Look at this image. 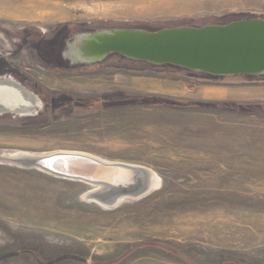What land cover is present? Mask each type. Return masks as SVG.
<instances>
[{
	"label": "rangeland",
	"instance_id": "374dc122",
	"mask_svg": "<svg viewBox=\"0 0 264 264\" xmlns=\"http://www.w3.org/2000/svg\"><path fill=\"white\" fill-rule=\"evenodd\" d=\"M248 19L264 20V0H0V76L44 102L37 117H0V153H82L160 177L98 206L82 181L0 162V264H264V75L64 58L81 33ZM168 113L233 135H163L150 116Z\"/></svg>",
	"mask_w": 264,
	"mask_h": 264
},
{
	"label": "water",
	"instance_id": "95a60500",
	"mask_svg": "<svg viewBox=\"0 0 264 264\" xmlns=\"http://www.w3.org/2000/svg\"><path fill=\"white\" fill-rule=\"evenodd\" d=\"M111 54L153 65L171 64L218 77L260 76L264 75V20L248 19L224 26H181L157 32L111 29L78 34L67 45L64 58L72 65H91ZM43 111L44 102L37 94L12 76H0V117L33 118ZM83 165L98 174L105 172V176H114L117 183L112 185L124 192L136 191L141 186L137 182L127 184L114 170L101 168L94 162ZM122 170L131 172L127 167ZM66 173L91 180L104 178Z\"/></svg>",
	"mask_w": 264,
	"mask_h": 264
},
{
	"label": "bare ground",
	"instance_id": "6f19581e",
	"mask_svg": "<svg viewBox=\"0 0 264 264\" xmlns=\"http://www.w3.org/2000/svg\"><path fill=\"white\" fill-rule=\"evenodd\" d=\"M0 162H2V164L4 162L8 165L24 168H27L28 166L29 168L38 167L41 168V170L50 173L51 175H54L58 178L71 181H82L83 184L89 187V191H87L85 193L86 195H84L85 199L88 202L96 204L98 206L106 205L105 203H108L111 204L110 207H113L123 202V199H125L126 197H137L140 195L151 193L156 187H158V183L160 181V177L158 176V174H156V172L151 169L125 163L109 162L107 160L97 158V156L95 157L82 153H78L74 156L62 153L59 155H31L25 153L3 152L0 153ZM43 162L48 163L46 165L47 167ZM86 162H94L101 168L114 170V173H116L117 176H120L118 178H122L127 184L135 182L139 183V185H141L137 189L139 191H128L129 193L124 192L118 186L112 185L113 183H117L115 182L117 181V179L114 176H105V172H99L98 174L96 171L90 169V167L83 165V163ZM124 167L129 168L131 172H124L122 170ZM66 172L82 173L88 176L96 175L97 177L102 178L104 176L105 179L103 178L99 181L91 180L85 177H74L67 175L69 173Z\"/></svg>",
	"mask_w": 264,
	"mask_h": 264
},
{
	"label": "crops",
	"instance_id": "0c3cea01",
	"mask_svg": "<svg viewBox=\"0 0 264 264\" xmlns=\"http://www.w3.org/2000/svg\"><path fill=\"white\" fill-rule=\"evenodd\" d=\"M213 96L209 95L210 99L221 97L219 95ZM223 96L226 95L223 94ZM150 118H157L158 124L166 122L163 132H160L163 135H233L232 131L229 129V123L226 125L220 123L219 120L214 121L202 115L190 114L179 116L174 113H168L161 116V118L158 114H152ZM146 126H150V124H146Z\"/></svg>",
	"mask_w": 264,
	"mask_h": 264
},
{
	"label": "flooded vegetation",
	"instance_id": "af4514ba",
	"mask_svg": "<svg viewBox=\"0 0 264 264\" xmlns=\"http://www.w3.org/2000/svg\"><path fill=\"white\" fill-rule=\"evenodd\" d=\"M98 32H99V31H98ZM81 34H84V33H81ZM75 36H76V35H74V37H73V39H72V41H71L70 43H72V42L74 41ZM67 45H68V44H67ZM58 47H59V46H57V49H58ZM66 48H67V47H66ZM7 75H8V74H7ZM9 75H10V74H9Z\"/></svg>",
	"mask_w": 264,
	"mask_h": 264
},
{
	"label": "trees",
	"instance_id": "16d2710c",
	"mask_svg": "<svg viewBox=\"0 0 264 264\" xmlns=\"http://www.w3.org/2000/svg\"><path fill=\"white\" fill-rule=\"evenodd\" d=\"M157 32V31H156Z\"/></svg>",
	"mask_w": 264,
	"mask_h": 264
}]
</instances>
